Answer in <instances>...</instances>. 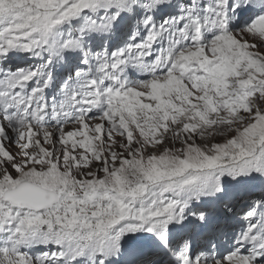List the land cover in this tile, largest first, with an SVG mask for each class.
Segmentation results:
<instances>
[{"label": "snow or ice", "instance_id": "1", "mask_svg": "<svg viewBox=\"0 0 264 264\" xmlns=\"http://www.w3.org/2000/svg\"><path fill=\"white\" fill-rule=\"evenodd\" d=\"M0 264H264V0H0Z\"/></svg>", "mask_w": 264, "mask_h": 264}]
</instances>
